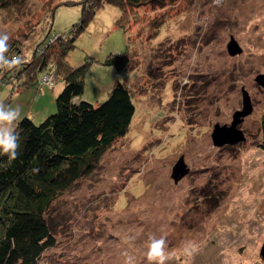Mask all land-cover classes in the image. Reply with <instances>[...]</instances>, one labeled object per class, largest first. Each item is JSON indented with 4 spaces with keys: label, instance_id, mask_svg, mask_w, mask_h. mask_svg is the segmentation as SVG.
I'll list each match as a JSON object with an SVG mask.
<instances>
[{
    "label": "rangeland",
    "instance_id": "rangeland-1",
    "mask_svg": "<svg viewBox=\"0 0 264 264\" xmlns=\"http://www.w3.org/2000/svg\"><path fill=\"white\" fill-rule=\"evenodd\" d=\"M54 1L0 8V32L9 34L8 44L17 38L34 48L22 54L25 63L80 19L82 0H57L53 16L45 15ZM120 14L117 5H100L68 58L74 66L91 59L83 98L101 102L113 85L107 80L121 79L136 111L129 131L104 153L96 171L53 202L49 217L57 243L40 264H123L122 252L134 256L135 264H148L146 244L153 235L166 236L174 254L169 264H264V85L257 79L264 73V0L147 2L129 9L124 28L116 24ZM44 16L53 22L23 40L22 32ZM232 35L241 53L229 52ZM111 52L126 55L127 66H121L128 73L101 64ZM55 69V62L42 68L52 73V87L61 80ZM20 73L19 67L1 74L0 81L8 77L9 83L0 82V103ZM34 74L41 86V72ZM243 86L253 104L237 125L246 139L218 145L214 127L230 125L242 109ZM56 95L47 90L36 97L26 87L8 104L20 107L21 119L27 110L36 114L48 104L55 109ZM182 155L191 170L176 182L172 167ZM187 243L194 247L190 257L180 255Z\"/></svg>",
    "mask_w": 264,
    "mask_h": 264
},
{
    "label": "trees",
    "instance_id": "trees-1",
    "mask_svg": "<svg viewBox=\"0 0 264 264\" xmlns=\"http://www.w3.org/2000/svg\"><path fill=\"white\" fill-rule=\"evenodd\" d=\"M26 1L0 0V8ZM170 1L173 0H82L79 21L67 31L59 33L65 32L66 35L50 42L44 47L43 53L33 59L31 56L30 62L22 60L15 68H22L25 74L15 75L16 87H11L10 96L22 88L37 85L34 73L41 72L42 76V68L49 62H55L57 77L64 86L55 97L56 108L50 104L53 112L40 121H35L28 114L16 121L14 128L20 134L17 158L9 163L7 156H0V264L41 263L45 250L57 243V235L49 217L53 202L96 171L104 153L129 131L135 114L132 91L121 79L113 83L108 96L101 102L82 97L84 74L91 59L74 66L68 58L79 35L93 18L96 9L104 3L120 7L121 14L116 24L124 28L126 13H129L130 8L147 2L157 6ZM58 4H52V8L48 6L44 14L51 13L53 16ZM46 18L44 16L41 22L40 18L38 26L32 25L25 29L21 35L23 40H27L28 36L32 39L39 27L48 22L44 21ZM52 18L48 24L53 22ZM12 40L9 51L5 53L9 57H23L22 54L26 57V53L30 52L28 50H34L30 49V44L28 48L24 44L22 46L17 38ZM126 60L125 54L111 52L103 63L120 67L121 71L128 73ZM123 64L126 66H121ZM4 72L0 70V76ZM39 80L41 86L52 87L42 83L41 78ZM0 82L9 83L8 77ZM10 96L2 103L8 104ZM260 132L259 146L264 148V113Z\"/></svg>",
    "mask_w": 264,
    "mask_h": 264
},
{
    "label": "clouds",
    "instance_id": "clouds-1",
    "mask_svg": "<svg viewBox=\"0 0 264 264\" xmlns=\"http://www.w3.org/2000/svg\"><path fill=\"white\" fill-rule=\"evenodd\" d=\"M10 37L7 32H0V70L12 71L22 63V57L5 55L9 51ZM19 106L12 107L7 103H0V156H7L11 163L18 156L20 148V134L14 128L15 122L20 118ZM194 247L191 243L183 246L180 255L190 257ZM123 264H135L134 256L128 252H122ZM174 259V254L167 250L166 236H150L146 244V260L148 264H169Z\"/></svg>",
    "mask_w": 264,
    "mask_h": 264
},
{
    "label": "water",
    "instance_id": "water-1",
    "mask_svg": "<svg viewBox=\"0 0 264 264\" xmlns=\"http://www.w3.org/2000/svg\"><path fill=\"white\" fill-rule=\"evenodd\" d=\"M231 54L241 53L243 47H241L239 41L234 35L231 36L230 41L227 46ZM257 79L261 81V84L264 85V73H259ZM243 93V107L242 109L236 110L233 114V120L231 124H219L217 123L212 132V138L214 142L218 145L222 143H236L241 140L246 139L244 130L237 126L247 114L253 110V104L251 101V95L246 89L245 86L242 87ZM190 170V167L185 162V157L182 155L179 160L172 167L171 177L178 182L180 178L184 177ZM261 252L264 255V245L262 246Z\"/></svg>",
    "mask_w": 264,
    "mask_h": 264
},
{
    "label": "crops",
    "instance_id": "crops-1",
    "mask_svg": "<svg viewBox=\"0 0 264 264\" xmlns=\"http://www.w3.org/2000/svg\"><path fill=\"white\" fill-rule=\"evenodd\" d=\"M101 64H104L103 62L101 63ZM106 67H108L106 70H108V69H110V70H114V67L113 66H110V65H107V64H104ZM115 81V78H109L108 80H107V85H109L108 87H110L112 84H113V82ZM58 85H56V86H53V87H48V88H46L45 86H37V85H34V86H32V87H27V88H31V90H34L35 91V95H36V97L37 96H39V95H41V96H45L46 94H47V90H51L53 93H55V95L62 89V87L64 86V83L60 80L59 81V83H57ZM56 87V88H55ZM43 89H46V90H43ZM103 95V94H102ZM101 95V96H102ZM83 97V96H82ZM50 108V104H48V105H44V106H42V107H40L39 109V112L38 113H34V112H32L31 113V111L30 110H27V112H26V114H28V115H30V116H32L33 118H34V120L37 118V117H39V119L41 118H43V117H45V115H46V113H48V109ZM32 114H34V116L32 115ZM22 115H24V114H22ZM16 123V122H15ZM15 125V124H14Z\"/></svg>",
    "mask_w": 264,
    "mask_h": 264
},
{
    "label": "built area",
    "instance_id": "built-area-1",
    "mask_svg": "<svg viewBox=\"0 0 264 264\" xmlns=\"http://www.w3.org/2000/svg\"><path fill=\"white\" fill-rule=\"evenodd\" d=\"M51 74H52L51 72H47L45 70L44 73L41 76V77H43V79H41V82L45 83V84H48V85H51L52 82L54 81V80H52V77L50 76Z\"/></svg>",
    "mask_w": 264,
    "mask_h": 264
},
{
    "label": "flooded vegetation",
    "instance_id": "flooded-vegetation-1",
    "mask_svg": "<svg viewBox=\"0 0 264 264\" xmlns=\"http://www.w3.org/2000/svg\"><path fill=\"white\" fill-rule=\"evenodd\" d=\"M190 170H191V169H190ZM190 170H189V171H190ZM187 174H188V173H187Z\"/></svg>",
    "mask_w": 264,
    "mask_h": 264
}]
</instances>
